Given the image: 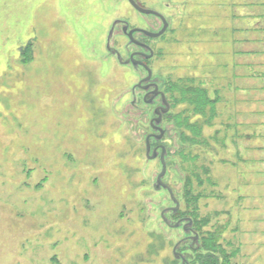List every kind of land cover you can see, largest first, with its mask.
I'll use <instances>...</instances> for the list:
<instances>
[{"label": "rangeland", "instance_id": "rangeland-1", "mask_svg": "<svg viewBox=\"0 0 264 264\" xmlns=\"http://www.w3.org/2000/svg\"><path fill=\"white\" fill-rule=\"evenodd\" d=\"M138 2L168 22L149 63L179 121L163 142L176 216L194 211L227 263L264 264V0ZM121 21L159 23L127 0H0V264L192 259L161 217L174 203L120 24L104 47Z\"/></svg>", "mask_w": 264, "mask_h": 264}, {"label": "flooded vegetation", "instance_id": "flooded-vegetation-1", "mask_svg": "<svg viewBox=\"0 0 264 264\" xmlns=\"http://www.w3.org/2000/svg\"><path fill=\"white\" fill-rule=\"evenodd\" d=\"M135 3L143 9L148 10L149 12H144L135 9L130 2H127L133 7V9L141 16V17H152L156 19L158 23L157 29H147L144 27L133 26L130 27L126 23L122 22H114L110 25L107 31V37L105 40L104 47L106 51L114 52V48H111L108 45V41L113 36V32L115 27L120 24V30L124 37H126V54L125 57L122 58L120 55L114 53L116 58L118 59L121 65H130L134 70L139 71L140 75L136 82L133 84V88L131 91V95H136L132 99V104L137 105V103H141L144 106L151 109V118L148 122L149 130L151 132L145 135L144 144H145V156L149 159L158 158L160 162L161 169L162 163L165 164L166 171V161L167 150L166 145L163 143L164 138H166L170 129L176 130V122L173 119V116L170 115L171 106L168 101V90H167V81L158 77L157 74L154 73L152 67L150 66L149 60L153 57V49L149 43L150 40L161 37L167 27L168 22L165 17L155 8L143 6L138 0H134ZM121 19V18H116ZM163 27L165 30L159 36H153V34L160 31ZM122 58V59H121ZM137 89V91H136ZM122 95H125V91ZM171 102V100H170ZM148 144V155L146 154V145ZM154 155V157H152ZM164 175V174H163ZM158 176V175H157ZM157 182L156 177V185L157 187L165 188L169 194L171 201L174 203V206L169 207L168 210H165L166 213L170 215V218L174 221V213H175V202L171 197L168 188H170L167 184L162 181ZM164 184L167 187H164ZM164 212V213H165ZM163 213V214H164ZM163 222L167 226L178 227L179 223L176 221H180L181 228L183 229L184 236L181 237L178 245L183 248V250L188 251L186 247H190V242L193 238V233L187 227L186 219L183 217H178L173 224H170L164 215L161 214ZM182 222V223H181Z\"/></svg>", "mask_w": 264, "mask_h": 264}, {"label": "trees", "instance_id": "trees-1", "mask_svg": "<svg viewBox=\"0 0 264 264\" xmlns=\"http://www.w3.org/2000/svg\"><path fill=\"white\" fill-rule=\"evenodd\" d=\"M201 96V95H200ZM205 95H202L201 97L204 98ZM205 99V98H204ZM203 100V99H202ZM203 102V101H201ZM176 120V119H175ZM185 121H187V119H185ZM176 122V126L179 124V121H175ZM191 126L190 123L185 122V126ZM180 139L184 140V134L183 132L179 133ZM177 211H175L174 213V217L177 219L178 217L176 216ZM194 211L190 212L188 211V213L183 214L186 217L187 220V227L190 229V231L193 233V238L190 242V247H186L187 249H189L190 254L192 255V259L189 260V264H229L226 262V259L224 257H220L219 255H217V253H221V250H217V243L216 242H211L212 244H200V235L199 232L197 231V229H195L194 227V222H193V213ZM183 217V216H181ZM190 222V223H189ZM212 246V247H211ZM220 258V259H219Z\"/></svg>", "mask_w": 264, "mask_h": 264}, {"label": "water", "instance_id": "water-1", "mask_svg": "<svg viewBox=\"0 0 264 264\" xmlns=\"http://www.w3.org/2000/svg\"><path fill=\"white\" fill-rule=\"evenodd\" d=\"M129 2H130V4L135 8V9H137V10H140V11H144V12H149L148 10H146V9H143V8H141L140 6H138L136 3H135V1L134 0H128ZM164 30H165V27H163L160 31H158L157 33H155V34H153V36H159L160 34H162L163 32H164ZM148 144L146 145V154L148 155ZM152 157H154V155L152 156ZM165 173V164L164 163H162V169H161V171H160V173L158 174V176H157V182H159V183H162L161 182V177L163 176V174ZM164 187H167V186H165L164 184H162ZM168 191H169V193H170V195H171V197L173 198V200H174V202H175V207H174V209L176 210V209H178V201L175 199V197H174V195H173V193H172V191H171V189L170 188H168ZM190 223V222H189ZM183 262H184V260H183Z\"/></svg>", "mask_w": 264, "mask_h": 264}]
</instances>
